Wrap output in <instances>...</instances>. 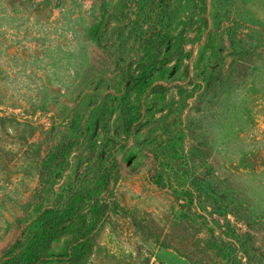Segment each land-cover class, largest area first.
I'll list each match as a JSON object with an SVG mask.
<instances>
[{
	"label": "rangeland",
	"instance_id": "rangeland-1",
	"mask_svg": "<svg viewBox=\"0 0 264 264\" xmlns=\"http://www.w3.org/2000/svg\"><path fill=\"white\" fill-rule=\"evenodd\" d=\"M163 1L0 0V257L83 189L92 247L40 264H264V0Z\"/></svg>",
	"mask_w": 264,
	"mask_h": 264
},
{
	"label": "trees",
	"instance_id": "trees-1",
	"mask_svg": "<svg viewBox=\"0 0 264 264\" xmlns=\"http://www.w3.org/2000/svg\"><path fill=\"white\" fill-rule=\"evenodd\" d=\"M74 144V140L63 142L52 152L51 159L55 163L51 165L49 172L60 165ZM106 178L108 179V175ZM88 194L83 189H73L51 207L40 205L35 217L19 234L14 245L0 257V264L43 263L51 244L66 235L72 239L62 254L72 260L82 257L92 247V236L105 219L103 203L97 196ZM197 246L194 257L190 259L189 255L182 256L181 264H210L209 254L220 256L217 246L212 243L202 241ZM156 259L159 261L157 257Z\"/></svg>",
	"mask_w": 264,
	"mask_h": 264
}]
</instances>
